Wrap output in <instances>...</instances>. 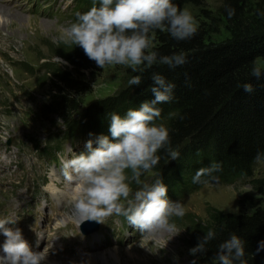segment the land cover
<instances>
[{"label":"rangeland","instance_id":"374dc122","mask_svg":"<svg viewBox=\"0 0 264 264\" xmlns=\"http://www.w3.org/2000/svg\"><path fill=\"white\" fill-rule=\"evenodd\" d=\"M76 3L77 0H0V116L6 124L11 119L10 125L0 131V161L6 165L0 182H7L0 184V218L17 219L9 227L21 229L33 251L47 247L46 258L54 264H84L81 256L92 259L98 253L110 254L106 262L95 264H190L185 241L191 218L204 221L207 207L234 215H251L256 208L264 209V160L256 164L250 179H239L230 185L209 184L181 198L168 197L173 202L180 201L184 209L182 216L170 218L175 225L172 230L161 228L143 234L128 225L124 217L112 215L103 224L93 221L97 231L83 234L82 223L70 219L72 201L79 195L80 185L74 178L62 175L61 165L85 151L89 139H95L79 135L69 138L64 134L66 122L54 114L46 115L43 105L50 91L38 72L52 57L51 45L60 43V36L71 24L69 17ZM258 5L264 9V0H250L247 14L257 16ZM221 7V0L184 7L192 13L198 29L206 30V44H220L229 37L219 15ZM216 28L218 32L213 33ZM52 60L71 72L62 60ZM24 65L31 68L32 74L23 70ZM136 74L124 66H113L75 76L88 85L82 96L83 107L112 97L126 88L127 80ZM153 177L148 173L144 179ZM50 186L65 192L67 202L52 198L47 190ZM136 187L132 185L134 190ZM217 197L222 198L221 203L214 202ZM10 200L21 208L6 210L5 202ZM56 219L60 228L55 226ZM37 233L44 235L39 243ZM4 239L0 235V244Z\"/></svg>","mask_w":264,"mask_h":264},{"label":"trees","instance_id":"16d2710c","mask_svg":"<svg viewBox=\"0 0 264 264\" xmlns=\"http://www.w3.org/2000/svg\"><path fill=\"white\" fill-rule=\"evenodd\" d=\"M205 0H173L180 8L200 7ZM220 17L225 21L229 37L220 44H206L207 32L198 29L197 34L187 41L177 42L166 33L155 32L150 36L153 49L162 55L183 52L188 62L172 70L164 65L153 66L144 73L139 87L127 86L112 97L95 101L83 107L82 96L88 85L76 79L84 73H93L98 68L87 58L83 50L62 43L51 45L52 57L41 65L42 74L49 87V97L43 105L46 115L54 114L66 122L65 136L86 137L110 135L109 116H121L130 109L152 99L150 91L153 72L162 74L175 83V99L160 104L161 118L169 129L171 146L181 155L169 161L166 153H158L162 159L150 173L161 176L168 186V197L181 198L192 194L209 184L230 185L239 179H250L259 161L257 153L264 154V78L256 80L250 76L253 61L264 63V9L257 6V16H249L246 7L250 0H221ZM93 6V0H77L70 14L71 23L77 12H86ZM235 9V15L228 17L225 9ZM216 26V20H211ZM218 32L213 29V33ZM56 57L67 61L71 72L53 62ZM32 74L31 68L22 66ZM185 73L188 74L187 82ZM251 83L254 92L244 93L238 85ZM78 115V116H77ZM77 116V117H75ZM220 161L221 170L214 175V181L193 184L196 170L210 162ZM204 221L191 218L187 228L185 246L188 251L195 247L209 229H214L217 238L210 242L208 251L197 259V264H215L214 256L220 242L235 233L245 241L247 264H264V209L256 208L251 215L229 214L212 207L206 208ZM258 248L261 249L258 251ZM190 255V254H189ZM195 257L190 255V264Z\"/></svg>","mask_w":264,"mask_h":264},{"label":"clouds","instance_id":"9594fccd","mask_svg":"<svg viewBox=\"0 0 264 264\" xmlns=\"http://www.w3.org/2000/svg\"><path fill=\"white\" fill-rule=\"evenodd\" d=\"M225 11L229 18L235 15L234 8L227 7ZM157 31L181 42L193 38L198 26L192 13L178 7L173 0H93L88 11L76 13L75 20L59 40L69 47H80L100 69L124 66L133 73H144L157 65L172 70L185 65L188 62L185 53L162 55L153 49L150 36ZM249 74L256 80L264 78V63L253 61ZM187 76L185 73L186 82ZM151 81L152 99L128 109L123 116L110 114V135L101 134L95 141L89 139L85 151L62 163V175L74 178L80 185L79 195L72 201L74 218L80 223L103 224L106 218L117 215L147 234L161 228L174 229L170 218L184 214L180 201L169 200L168 186L161 176L144 179L159 165L161 151L166 153L168 162L177 161L181 155L171 146L169 129L157 123L162 111L157 106L175 99L176 85L157 72L152 73ZM141 82V76L134 75L127 80V85L139 87ZM238 87L247 94L255 90L251 83ZM262 158L264 154L257 153L256 159ZM221 167L220 161L210 162L196 170L191 182L199 185L214 181L217 178L214 174ZM133 184L137 186L135 190ZM16 223L17 219L12 217L0 218V235L5 237L0 244V264H43L47 247L40 252L33 251L22 230L9 227ZM43 238L44 235L37 233V243ZM216 238L214 229L198 238L196 246L189 250L196 258L192 264H197V259L207 253L208 245ZM260 244L264 247V241ZM214 261L215 264H247L245 241L230 233L218 244Z\"/></svg>","mask_w":264,"mask_h":264},{"label":"bare ground","instance_id":"6f19581e","mask_svg":"<svg viewBox=\"0 0 264 264\" xmlns=\"http://www.w3.org/2000/svg\"><path fill=\"white\" fill-rule=\"evenodd\" d=\"M2 8V7H1ZM3 9V8H2ZM4 11V10H3ZM3 11H1V12H3ZM7 11V10H6ZM5 12V11H4ZM6 13V12H5ZM2 113V110L0 109V114ZM10 120L11 119H9V121L7 122L8 124H6V123H3V120H2V118H1V116H0V131L2 130V129H4V128H6L8 125H10ZM1 151V150H0ZM15 155H17V156H19V154H15ZM12 157V154L11 153H9V158H11ZM6 166V165H5ZM5 166H3V162H1L0 161V173H2L3 171V169H4V167ZM6 169V168H5ZM4 172H6V170L4 171ZM54 179H55V177H54ZM5 183H7V182H5ZM5 183H1L0 182V184H5ZM12 184V182H9L8 183V185H11ZM21 188V187H20ZM20 188H18V189H20ZM48 191H49V193H50V196L52 197V198H55V199H58V200H62V201H65V202H67L66 200H67V195H66V193L64 192H62V191H59L58 190V188H56V187H49L48 189H47ZM47 191V192H48ZM21 200L22 201H24L25 199L22 197V194H21ZM214 202L215 203H221L222 202V198H219V197H217V198H215V200H214ZM6 203V207H5V209L6 210H10V211H12L13 209H16V208H21L19 205H17V204H15L14 203V201H12V200H10V201H7V202H5ZM70 219L71 220H73V222H75V223H77V224H81L80 223V221L78 220V219H76V218H74V215H73V211H72V213H71V215H70ZM70 221V220H69ZM68 224H70V222L68 223ZM55 226L56 227H59L60 228V226H59V220H57L56 219V224H55ZM67 226H69V225H67ZM58 229V228H57ZM155 232H157V231H155ZM110 253H106V254H102V253H98V254H96V256L95 257H92V259H91V257H89V255L86 257V256H84V257H82L81 256V258H80V260H82V262L84 263V264H95V261H97V262H106L107 261V256L109 255ZM92 256V255H91ZM43 264H54V262H50V260H48L47 258H46V260L43 262ZM68 264H70V263H68ZM71 264H74L73 262H71Z\"/></svg>","mask_w":264,"mask_h":264},{"label":"water","instance_id":"95a60500","mask_svg":"<svg viewBox=\"0 0 264 264\" xmlns=\"http://www.w3.org/2000/svg\"><path fill=\"white\" fill-rule=\"evenodd\" d=\"M89 227V228H87ZM98 229V225L93 221H85L82 223L80 230L83 234L89 235L90 232H95Z\"/></svg>","mask_w":264,"mask_h":264}]
</instances>
